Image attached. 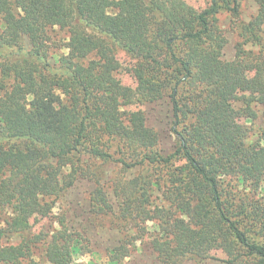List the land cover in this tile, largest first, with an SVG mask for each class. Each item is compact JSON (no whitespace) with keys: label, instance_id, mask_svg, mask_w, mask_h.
Here are the masks:
<instances>
[{"label":"trees","instance_id":"16d2710c","mask_svg":"<svg viewBox=\"0 0 264 264\" xmlns=\"http://www.w3.org/2000/svg\"><path fill=\"white\" fill-rule=\"evenodd\" d=\"M241 1L0 0V264H79L93 252L65 216L50 233L31 223L80 179L94 184L90 211L113 214L123 234L111 264L145 237L161 264L210 251L264 264V128L246 122L264 110V51L243 47L260 45L264 0L237 23L235 57L218 47L216 14L238 19ZM116 48L134 60L135 87L115 75ZM163 99L168 152L155 127L135 134L123 109Z\"/></svg>","mask_w":264,"mask_h":264},{"label":"rangeland","instance_id":"374dc122","mask_svg":"<svg viewBox=\"0 0 264 264\" xmlns=\"http://www.w3.org/2000/svg\"><path fill=\"white\" fill-rule=\"evenodd\" d=\"M189 5L201 10L207 7L210 0H185ZM259 0H243L240 5V15L235 19L225 10L216 14L217 24L223 34V39L218 43L219 51L226 60L235 57L238 44L242 43L243 38L239 36L237 23L249 22L258 12ZM246 50L259 52L264 51V24L260 31V45L246 43ZM66 51V50H63ZM117 67L116 77L123 83L135 87L134 60L122 49L116 48ZM127 114L130 125L135 134H138L145 126H153L160 133V144L165 152L172 149L174 136L170 132L171 113L168 99H163L156 103H131L123 107ZM252 126L253 132L264 128V110L259 107V115L254 121H246ZM115 167L110 166L104 181L109 191V198L117 210V200L110 191V179L117 175ZM108 182V183H106ZM94 189V184L86 179L78 180L66 193V195L56 201L50 216L45 218L31 219L33 231L50 233L58 228V220L65 216L68 226L72 230L80 231L88 238V244L93 252L75 256V262L87 264L94 261L97 264H111L107 261L106 253L110 248H114L121 243L122 232L118 227L117 219L113 214H94L90 211V193ZM258 197L264 200V181L262 188L258 192ZM8 212L0 209V224L3 222ZM209 257L198 264H225L222 259L224 255L219 251H210ZM123 264H161L156 254L150 246V238L145 237L136 243V248L131 255L123 260ZM183 264H197L194 260H186Z\"/></svg>","mask_w":264,"mask_h":264}]
</instances>
